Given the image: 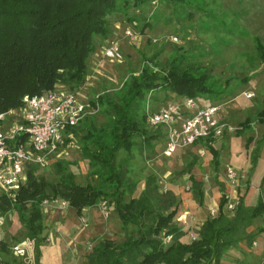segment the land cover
I'll use <instances>...</instances> for the list:
<instances>
[{"label": "trees", "instance_id": "obj_1", "mask_svg": "<svg viewBox=\"0 0 264 264\" xmlns=\"http://www.w3.org/2000/svg\"><path fill=\"white\" fill-rule=\"evenodd\" d=\"M120 5L119 0H0V112L18 107L24 94H40L60 84L69 89L83 85L91 72L87 62L96 50L95 38L107 37V16ZM254 44L255 58L264 71V43L255 38ZM212 87L200 66L174 58L160 74L144 64L137 75L132 74L120 87L117 98L101 93L96 101L91 100V104L103 106L107 121L96 125L92 117L88 118L91 115H86L76 126L67 129L74 134L80 132V157L87 160L88 166L85 182L75 181L68 161L55 160L51 166L56 181L36 174L39 168L29 167L15 200L0 199V210L16 212L22 238L33 239L34 264H41L42 233L46 228L41 203L57 196L66 199L76 215L104 199L107 208L113 209L124 226H134L124 240L94 246L87 264H222L223 254L238 242L244 240L250 247L254 235L247 234L245 226L264 213L262 195L250 209H244L239 201L228 212L224 186L216 181L221 192L218 214L204 220L194 231V239L181 241L187 233L176 222L181 199L169 190L164 198L159 195L152 175L146 178L136 197L135 182L131 183L129 175L137 140L149 146L155 131L163 132L146 122L143 107L146 94L162 91L180 98L198 99L212 93ZM260 104L256 121L262 125L263 132L250 152L253 166L264 143V92ZM252 123L253 119L246 115L234 134L244 135L252 130ZM213 141L214 138H208L196 143L208 148L211 164L217 171L219 159L211 146ZM253 141L252 135L247 136L245 147L250 148ZM120 151L124 152L122 158L118 157ZM195 164L192 159L184 170L190 181L189 190L201 204L205 183L190 173ZM126 194L130 196L128 200ZM168 234L171 240L165 243L163 239ZM7 246L2 241L0 253L7 252L11 260H16ZM4 262L8 264L7 260Z\"/></svg>", "mask_w": 264, "mask_h": 264}, {"label": "rangeland", "instance_id": "obj_2", "mask_svg": "<svg viewBox=\"0 0 264 264\" xmlns=\"http://www.w3.org/2000/svg\"><path fill=\"white\" fill-rule=\"evenodd\" d=\"M126 1L129 3L124 6ZM119 4L116 11L107 16V37L103 40L95 38L96 50L90 54L87 63L90 69L95 64L96 72L91 71L89 80L80 86L82 95L89 101H96L101 93L117 98L120 87L132 74L137 75L144 64L160 74L167 69L170 60L179 58L185 64L200 66L201 72L206 73L213 84L212 93L202 95L198 103L219 106L229 112V120H224L239 127L248 115L243 100H250L251 108H254L264 92V71L253 74L259 67L255 58V38L264 43V0H119ZM126 29L131 31V36L124 33ZM109 43L118 45L120 61L103 57L102 48ZM64 87L72 92L77 90ZM149 92L143 103L144 110L146 107L157 109L166 101L180 98L162 91ZM247 92L252 96L246 97ZM93 106L97 110L88 118L92 117L96 125L105 123L108 115L103 112V106L96 102ZM249 116L253 120L256 118L253 113ZM261 130L260 126H255L247 133L259 137ZM162 133L156 130L149 146L138 139L133 148L129 175L131 183L135 182L136 197L150 175L156 178L159 195L164 198L167 190L176 195L189 182L184 167L192 159L196 164L203 161V156L189 149L164 156L165 135ZM80 136V132L74 134L65 130L57 153H53L49 165L39 168L36 174L56 181L51 165L55 160H63L68 161L75 181L84 183L88 166L87 160L80 157ZM123 155L120 151L118 157ZM211 167L214 172L213 164ZM129 197L126 194L125 199ZM108 211L106 218L98 204L83 208L79 215L70 206L62 213L56 209L44 211L46 228L42 233L41 264H87L88 256L97 244L124 240L134 226H124L112 208ZM0 216L4 219L0 236L7 247L21 241L27 244L24 256L14 261L7 252L0 253V264H6L5 260L8 264H34L33 239L22 238L16 212L0 210ZM80 217L86 218V226L80 224Z\"/></svg>", "mask_w": 264, "mask_h": 264}, {"label": "built area", "instance_id": "obj_3", "mask_svg": "<svg viewBox=\"0 0 264 264\" xmlns=\"http://www.w3.org/2000/svg\"><path fill=\"white\" fill-rule=\"evenodd\" d=\"M131 36L130 30H125ZM176 41V38H173ZM102 52L103 57L121 60L116 43H109ZM91 65L92 73L96 68ZM90 75L86 77L89 80ZM69 91L63 85L46 90L36 95L24 94L20 105L0 112V199L7 197L14 201L21 185L26 180L29 167L45 168L51 162V155L57 153L62 144L65 130L76 126L86 115H91L97 108L82 95V90ZM80 90V91H79ZM251 97L252 93H245ZM146 122L153 129L160 128L165 135L162 154L172 156L179 150L196 146L197 140L220 138L225 133H232L237 128L221 117V108L217 105H201L198 99L191 97L169 100L157 109L145 108ZM203 156L204 149H198ZM242 173L227 167L225 178L238 185ZM188 189V187H187ZM239 204L238 198L227 200L226 209L234 210ZM41 206L44 211L55 209L62 213L69 203L60 197L46 198ZM102 215H109L106 200L98 203ZM214 215V212H211ZM4 219L0 216V228ZM80 224L86 226V218L80 217ZM192 233L190 239H194ZM171 235H165L163 241L170 242ZM0 236V247H1ZM253 241L252 245H256ZM11 254L15 258L24 256L27 244L21 241L10 245ZM264 249V245H263Z\"/></svg>", "mask_w": 264, "mask_h": 264}, {"label": "crops", "instance_id": "obj_4", "mask_svg": "<svg viewBox=\"0 0 264 264\" xmlns=\"http://www.w3.org/2000/svg\"><path fill=\"white\" fill-rule=\"evenodd\" d=\"M259 72H263L260 65L253 74ZM258 101L254 108H251L250 104L252 103L250 100H243V106L247 107L245 109L246 114L248 113L249 115L253 113L256 115L261 108V98ZM220 115L222 118L229 120V112L224 109H221ZM255 126L257 128L260 126L263 132L262 125L256 121V118L253 120L252 129H254ZM247 132L240 136L232 133H225L222 137L214 139L211 146L217 151L219 159V169L214 172L211 170L212 155L208 148L202 144L192 147L191 151L196 153H198V149L202 148L205 150L203 161L200 164L194 165L190 172L196 180L203 181L205 184L201 204H198L192 198V193L189 190L190 181L179 190L177 193L178 195L176 194L177 197L181 199V206L176 222L181 229L186 232L188 231L186 235L181 238V241L190 239V235L192 233L194 234V231L201 226L208 216H215L218 214L221 192L216 181L223 184L225 194L229 200L238 198V200L242 202L243 208L246 210L256 204L259 195H262L264 199V143H262L258 149V157L253 166L251 164L250 152L255 146L256 140L259 139L261 135L259 137L256 135L254 141L251 143V147L247 149L245 147V138L251 135ZM243 136L246 137L243 139ZM227 167H232L242 173L243 177L240 179L237 186L226 180L225 169ZM210 179H212V181ZM212 210L215 212L214 215L211 213ZM50 212L51 211H49V213ZM245 232L249 235H254L252 240L257 241V244L253 246L251 243V246L248 247L244 240L238 242L237 245L230 247L223 254L221 258L222 264H264V213L256 217L249 225L245 226Z\"/></svg>", "mask_w": 264, "mask_h": 264}]
</instances>
